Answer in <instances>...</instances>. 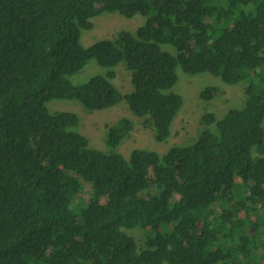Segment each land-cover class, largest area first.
Returning a JSON list of instances; mask_svg holds the SVG:
<instances>
[{
    "label": "trees",
    "instance_id": "1",
    "mask_svg": "<svg viewBox=\"0 0 264 264\" xmlns=\"http://www.w3.org/2000/svg\"><path fill=\"white\" fill-rule=\"evenodd\" d=\"M115 12L144 22L84 47L91 20ZM92 59L105 74L72 84ZM119 64L126 94L112 82ZM177 67L244 83L245 99L204 113L197 139L164 154L125 158L129 119L98 150L76 114L48 109L124 102L163 143L183 105ZM78 178L91 198L74 204ZM0 264H264V0H0Z\"/></svg>",
    "mask_w": 264,
    "mask_h": 264
},
{
    "label": "rangeland",
    "instance_id": "2",
    "mask_svg": "<svg viewBox=\"0 0 264 264\" xmlns=\"http://www.w3.org/2000/svg\"><path fill=\"white\" fill-rule=\"evenodd\" d=\"M93 28L85 31L81 37V43L88 47L96 41L102 39L114 38L122 30L134 32L144 22L141 15H135L132 18H126L121 14L105 13L91 20ZM116 77L112 81L116 88L123 94L132 91L129 73L119 64L114 68ZM107 69L99 66L94 59L90 60L86 66L78 73L72 75L69 79L72 84L79 85L88 81L95 75H104ZM178 81L172 91L180 95L183 99V105L175 117L171 126V135L166 142L159 143L154 140L153 132L144 128L141 120L134 117L128 106L123 102L109 109L101 111H87L78 102L71 100H54L48 105L51 113L67 111L77 115L79 124L77 131L86 136L90 146L105 151L106 132L110 127H115L119 131V121L129 119L133 123V129L121 143L119 152L128 158L130 152L134 149L145 148L147 150L164 154L171 146H188L198 137L203 128L202 117L204 113H213L220 117L230 108H239L244 103L243 84L226 85L222 81L208 73L197 75L185 74L180 67L176 69ZM207 86L218 88L222 95L213 98L210 101H203L199 93ZM81 185L80 191L74 196L73 203L80 204L91 198L90 188L82 178H78ZM90 186V185H89ZM101 203L105 200L101 199ZM138 244L145 240V232L141 229L127 231Z\"/></svg>",
    "mask_w": 264,
    "mask_h": 264
}]
</instances>
